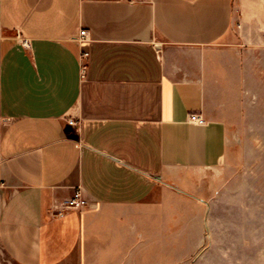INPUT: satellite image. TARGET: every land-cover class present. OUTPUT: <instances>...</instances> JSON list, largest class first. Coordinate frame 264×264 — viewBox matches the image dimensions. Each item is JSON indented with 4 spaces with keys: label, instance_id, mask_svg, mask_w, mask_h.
<instances>
[{
    "label": "crops",
    "instance_id": "obj_1",
    "mask_svg": "<svg viewBox=\"0 0 264 264\" xmlns=\"http://www.w3.org/2000/svg\"><path fill=\"white\" fill-rule=\"evenodd\" d=\"M0 25V264H160L204 243L264 82V0H0ZM78 186L89 206L59 214Z\"/></svg>",
    "mask_w": 264,
    "mask_h": 264
},
{
    "label": "rangeland",
    "instance_id": "obj_2",
    "mask_svg": "<svg viewBox=\"0 0 264 264\" xmlns=\"http://www.w3.org/2000/svg\"><path fill=\"white\" fill-rule=\"evenodd\" d=\"M261 82L254 95L251 93V99L241 102L240 110L246 111L243 130L232 132L230 165L217 176L216 192L209 199L213 208L205 242L201 230L193 231L191 247L177 244L176 260H161L160 264H264V82Z\"/></svg>",
    "mask_w": 264,
    "mask_h": 264
},
{
    "label": "built area",
    "instance_id": "obj_3",
    "mask_svg": "<svg viewBox=\"0 0 264 264\" xmlns=\"http://www.w3.org/2000/svg\"><path fill=\"white\" fill-rule=\"evenodd\" d=\"M1 37H2V27L0 25V38ZM16 39L21 42L24 48L26 49L31 48V40L21 35V33L17 34ZM76 41L79 43L81 47V53H80L81 67L82 70L85 71L87 68L86 61L89 58V51L85 49L86 45L90 42L89 31L84 28L81 29L78 37L76 38ZM191 121L202 123L204 120L200 115H192ZM69 124L77 125V122L74 120H70ZM87 206H89V201L85 195V191L82 186H78L75 189L73 195L70 198L63 201L59 214L65 213L66 211L69 210H81Z\"/></svg>",
    "mask_w": 264,
    "mask_h": 264
}]
</instances>
